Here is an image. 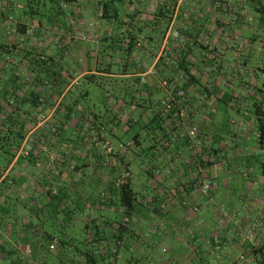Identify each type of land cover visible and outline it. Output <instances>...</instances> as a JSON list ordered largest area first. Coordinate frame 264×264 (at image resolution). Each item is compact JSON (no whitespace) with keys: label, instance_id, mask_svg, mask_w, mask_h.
<instances>
[{"label":"crops","instance_id":"1","mask_svg":"<svg viewBox=\"0 0 264 264\" xmlns=\"http://www.w3.org/2000/svg\"><path fill=\"white\" fill-rule=\"evenodd\" d=\"M170 27L179 32L181 44L167 39ZM1 45L7 48L0 54L5 87L24 99L21 119L35 111L28 101L31 82L39 89L52 77L36 109L50 122L36 123L27 136L65 152L67 164L58 169L55 183L60 190L88 191V176L96 175L92 158L100 157L98 183L103 186L113 173L129 170L170 193L174 217L169 220L183 231L175 237L180 247L175 241L167 244L175 263L264 264V138L259 137L264 0H0ZM41 52L48 59L44 66L36 60ZM16 75L19 83L13 82ZM13 104L11 99L9 108ZM224 111L227 120L221 119ZM51 123L59 126L54 140L48 134ZM194 126L199 133L191 135ZM191 146L190 155H184ZM201 156L209 162L200 164ZM43 161L40 156L19 167L13 161L2 172L0 182L7 175L17 182V189L5 192L7 205L17 196L23 204H44L41 184L49 178L43 177ZM164 170L167 177L159 176ZM190 171V182L211 180V189L203 193L212 202L211 212L176 219L173 201L190 188L183 182ZM223 189L228 190L227 208L217 210L213 201L223 197ZM230 190L240 193L241 211ZM196 191L183 201L192 202ZM11 226L0 231L10 252L0 264H16L27 244V233Z\"/></svg>","mask_w":264,"mask_h":264},{"label":"trees","instance_id":"2","mask_svg":"<svg viewBox=\"0 0 264 264\" xmlns=\"http://www.w3.org/2000/svg\"><path fill=\"white\" fill-rule=\"evenodd\" d=\"M28 29L30 30L31 26ZM6 50L5 46H0V54ZM40 56L41 54L36 56V60L40 66H44L48 63V59L42 60ZM3 60V58H0V62L2 61L0 64H3L4 67L5 60ZM2 70L4 72L3 68ZM4 76L0 78V82L3 83L0 88V177L2 176V172L13 161L14 164L12 166L19 167L20 163L29 165L30 163H34L40 156H43L44 167H46L45 176L43 177H48L49 179L41 184L43 187L41 195L44 196V201H42L44 204L42 206L23 204L19 196L12 197L11 204L7 205L5 192L17 189V182H14L8 175L2 179L0 182V231L7 230L8 226L18 225L27 233V244L24 247H29L27 251L29 258L30 255L32 259L37 258L40 264H137L131 251L138 241L141 242L142 232L139 233L140 231L138 232L137 229L140 228L133 224L134 221L138 223L136 219L139 217L138 212L141 205L129 181V173L120 174L122 180H115L113 177L112 181L106 185L107 187L104 186L105 188L102 187V189L101 186L103 185L98 183L97 175L92 174L88 176L92 181L91 188L88 191L84 192L82 189H79L75 193L71 191V194L70 191H65L63 188V190H60L59 186L55 183H57L58 169L67 164L65 152L54 153L51 151V142L49 145L45 142L42 143L39 139L40 137L35 138L33 135L30 142H27L26 139L28 132L36 126V121H33L32 116H34L33 113L46 97L43 93L51 89L53 82L50 78L52 77H47L41 83L43 84L42 88L39 89L35 88L36 81L31 82L34 88L31 89L28 101L32 103L35 111L24 112L26 118L17 120L14 118V115H17L16 110L22 105L24 99L17 96L13 97L14 94L8 93L9 90L5 87V81L8 80ZM17 76H14L13 82L19 80ZM11 99L15 104V108L12 110L8 106ZM197 128V133H199V127L197 126ZM58 132V124L51 123L48 126L50 140L57 138ZM259 137L264 138L263 126L259 127ZM22 143L27 146L29 145V152L17 160L16 154ZM46 144L49 149L44 146ZM126 149L127 147L124 146L123 150ZM188 149L191 151L192 146ZM204 153L201 151L200 155H204ZM207 153L209 152L207 151ZM50 155L55 157L53 162L49 160ZM189 159L192 162L194 160L191 156ZM208 160L201 156L199 163L205 164L209 162ZM149 177L151 179L155 178L153 175H149ZM204 180L194 178L191 182L190 180L186 182L190 187L189 189H185L186 193L189 194L196 189L200 191L201 182ZM151 191L153 190L151 189ZM163 191V196L167 197L168 191L165 189ZM140 195L145 198L147 191L142 190ZM158 201L159 199L156 195L151 198L152 203L149 214L161 219L166 215V211L165 207ZM157 202L158 205L156 204ZM103 210H106L105 212L107 213L105 219L101 216V213L104 212ZM87 211L90 213V216L88 215L89 217L84 219L83 226L80 228L79 224H77L79 217H84ZM120 213L121 216H118ZM99 215L100 218H96ZM59 218H62L61 221H59ZM98 219L99 222H96ZM124 219H129V221H124ZM81 231L85 233H83L84 238ZM159 232L161 231L159 230ZM6 245L7 241L0 236V259L10 256V252L6 250ZM125 249L128 252L127 254L124 253ZM27 258L24 261L22 256L17 255L16 259L18 261L16 264H28L29 261L31 262V259ZM120 261L121 263H119ZM145 262L153 264L147 259L143 263Z\"/></svg>","mask_w":264,"mask_h":264},{"label":"rangeland","instance_id":"3","mask_svg":"<svg viewBox=\"0 0 264 264\" xmlns=\"http://www.w3.org/2000/svg\"><path fill=\"white\" fill-rule=\"evenodd\" d=\"M13 2V0H12ZM89 25V24H87ZM41 56H43L44 58H46V56H44L41 52ZM40 56V57H41ZM5 66V65H4ZM3 67V64H0V78H2L1 76H4V72L2 70ZM18 77V76H17ZM23 77V78H22ZM25 75H21V79H23V81L26 79L24 78ZM25 82H28L25 80ZM16 83H19V80L16 81ZM24 84V83H23ZM3 85L2 82H0V88L1 86ZM221 89L223 90H227L225 85H222ZM20 94H18L17 96H19ZM15 108V104H13L12 106L10 105V110L14 109ZM223 114H221V119H225L227 120L228 119V116H227V112L224 111ZM16 114L17 115H14V118H16L17 120H21V117H22V114L21 112L19 111V109L16 110ZM232 114H236L235 112H233ZM34 116H32V119L33 121L35 120L37 124H47L48 122L50 121H47V113H43V112H37L35 111L33 113ZM41 116H45L44 118H46L44 121L43 119L41 118ZM14 123V121H12ZM45 122V123H44ZM79 135V134H78ZM33 137V135L31 134L29 137L27 136V142L31 141V138ZM82 135H79L78 137V140H79V145L81 144V141H82ZM46 148L49 149L48 145H44ZM79 148L81 146H78ZM83 147V145H82ZM82 150V148H81ZM80 150V151H81ZM52 151V150H51ZM27 152H29V145H25L24 143L21 144V147L18 149L17 151V154H16V159L19 160L20 158H22V156H25V154H27ZM54 153H60V152H56V151H53ZM188 154V156L190 155V151L188 149V147L186 148L185 152H184V155ZM145 159V158H144ZM99 158H92V161H91V164L93 166V169H92V173L93 172H96V177H101V174L103 173V171H100L101 170V167H99L97 165V162H98ZM192 171H190L189 173H187L184 178H183V182H188L189 181V177L191 176V173ZM243 173L245 171H242ZM122 173H129V181L132 185V188L134 189V192L137 194V200L138 202L140 203L141 206H139V217L142 222L140 223H135L134 221V226H137L139 227L140 229H137V231L139 233L142 232V236H141V243H140V248L137 250V251H131L132 256L133 258L136 260L137 264H147V262L143 263L144 261H146V259L150 262H152L153 264H159L161 262H164V261H169V259L172 258V260H170V262L172 264H177L175 263L176 259L169 256V254L166 253L167 251V244L169 243H172L173 244V241L177 242L175 245L176 248L180 247L181 243L180 241L176 240L175 237H177L178 235L180 236V232L182 231V229L180 230L179 228H176V227H173V225L171 224L172 223V220H169L171 219L172 217H174V213L172 212V206L170 207V204L168 203L169 201V197H170V193L168 192V195L167 197H164L163 196V193H164V188L163 186H160L159 189L155 188L152 184H149L147 182H145L144 180V175L142 174H133L131 173L129 170H126L125 172H117L116 174L113 173V177L115 178V180H120V174ZM167 171L164 170V171H160L158 174L159 176L161 177H167ZM244 175V174H243ZM127 176V175H126ZM245 176V175H244ZM150 179V178H149ZM122 180V179H121ZM151 181H156V179H150ZM120 182H123V181H120ZM146 186V187H145ZM102 187L104 186H101V189ZM151 189L153 191H151ZM142 190H146L147 191V196L145 198H143L140 194L142 192ZM227 192L228 190L226 189H223L222 191H220L219 194H221V198L219 199H214L213 203H216V207H217V210L220 209V207H222L223 210H225L227 207L226 205H224L223 203V198H226L227 196ZM231 192V199L232 202L234 203L235 207L237 210L241 211L242 209V204H240L238 202V197H239V194L240 193H234L232 190H230ZM208 193V192H207ZM229 194V193H228ZM155 195L157 196V198L159 199V203H161L162 205H164L165 207V211H166V215L163 216L161 219L160 218H156L155 216H153L152 214L150 215L149 213V210L151 208V198L155 197ZM187 193L186 191L184 192H179L175 197V200L173 201L174 202V205H175V210L177 209L179 211V214L177 216H175L176 219L178 218H181V217H184L185 214L189 213L192 217V215H201L203 213H207V211L211 212V206H212V202H208L206 197H205V194H203L201 191H196L195 192V197L193 198L192 202H185L183 201L182 199V196H186ZM150 198V199H147ZM228 197V196H227ZM166 198V199H165ZM164 200V202H163ZM150 205V207H148ZM104 212L101 213V216L104 217V219L107 217V213L105 212L106 210H103ZM122 211V210H121ZM90 216V213L87 211L84 215V217H79V222L77 224H79L80 228L83 226V221L84 219L88 218ZM212 215V214H211ZM118 216H121V213L118 215ZM96 218H100V215ZM34 219V218H33ZM62 218H59V221H61ZM193 219V218H192ZM123 220V219H121ZM129 221V219H124V221ZM33 221V220H32ZM99 222V219L96 220V222ZM35 223V221H33ZM152 222H155V223H152ZM130 224V223H129ZM149 225V226H148ZM159 227L158 229L161 231V232H157L156 228ZM113 228V227H111ZM183 232V231H182ZM84 232L81 231V234H83ZM85 234V233H84ZM84 234L82 235V237L84 238ZM141 235V234H140ZM185 236V235H183ZM180 245H179V244ZM183 244V243H182ZM137 247L138 245H134V247ZM83 249V248H81ZM135 249V248H134ZM29 250V247L27 248H23L22 247V257L24 258L23 260L25 261L26 258L27 259H31V262L33 261V264H40L37 260V258H34L32 259L31 258V255H30V258H29V255L27 253V251ZM180 251H183V247H181V250ZM179 251V252H180ZM124 253L127 254L128 252L126 251V249L124 250ZM69 256H71V254H69ZM121 263V261L119 262ZM212 264V263H211Z\"/></svg>","mask_w":264,"mask_h":264},{"label":"built area","instance_id":"4","mask_svg":"<svg viewBox=\"0 0 264 264\" xmlns=\"http://www.w3.org/2000/svg\"><path fill=\"white\" fill-rule=\"evenodd\" d=\"M32 29L33 28H31L30 30H28V33L30 35H32V33H33L32 32ZM166 36H167V39H171L175 45H179V44H181L183 42V39L181 38L179 32L174 27H170V29L166 33ZM233 40L235 42H238L239 43V40H238V38L236 36L233 38ZM238 48H242V45L240 43H239ZM41 59L42 60H45L46 58H44L43 56H41ZM177 95L178 96H182L183 95V92L182 91H179ZM44 117L45 116H41V118L43 119V121L47 118V117L46 118H44ZM197 131H198L197 126H194L191 129V135L196 134ZM54 158L55 157L53 155H50L49 156L50 162H53L54 161ZM211 186H212L211 180L205 179L203 182H201L200 191L202 193H207L208 190L211 189ZM28 264H32V262L29 261Z\"/></svg>","mask_w":264,"mask_h":264}]
</instances>
